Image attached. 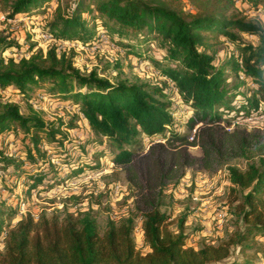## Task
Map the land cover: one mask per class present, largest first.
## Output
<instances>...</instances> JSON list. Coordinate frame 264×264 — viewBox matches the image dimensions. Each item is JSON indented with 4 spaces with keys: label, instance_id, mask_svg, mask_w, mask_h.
<instances>
[{
    "label": "trees",
    "instance_id": "16d2710c",
    "mask_svg": "<svg viewBox=\"0 0 264 264\" xmlns=\"http://www.w3.org/2000/svg\"><path fill=\"white\" fill-rule=\"evenodd\" d=\"M217 1L216 9L186 15L144 0H69L45 16L44 31L55 39L46 48L33 50L30 44L20 50L15 40L0 36L1 178L22 183L26 194L45 193L61 181L106 167L100 161L106 150L90 155L86 142L62 132L72 124L21 112L20 100L33 103L40 94L83 115L100 144L106 140L109 161L123 171L133 191V214L119 222L109 219L102 234L90 210L36 219L26 213L12 225L18 207L0 199V236L6 233L0 264H254L244 253L253 247L250 241L264 236V129L235 124L264 115V28L245 16H217L235 0ZM0 3L6 18H15L48 15L53 0ZM256 5L264 8V1L250 4ZM100 32L128 53L150 60L165 80H111L96 68L85 74L76 56L59 50V40L89 45ZM205 33L223 35L238 54L211 53ZM239 34L257 36L258 44L242 42ZM153 42L157 53L150 57ZM6 49L19 56H2ZM173 100L185 108L183 114ZM193 146L200 156L190 153ZM240 158L244 166L230 163ZM192 167L206 174L223 172L229 181V203L242 227L218 244L188 245V214L170 220L165 210L172 189ZM137 216L148 248L144 254L135 249L132 236ZM255 249L264 256V249Z\"/></svg>",
    "mask_w": 264,
    "mask_h": 264
},
{
    "label": "rangeland",
    "instance_id": "374dc122",
    "mask_svg": "<svg viewBox=\"0 0 264 264\" xmlns=\"http://www.w3.org/2000/svg\"><path fill=\"white\" fill-rule=\"evenodd\" d=\"M144 1L163 3L168 8L179 10L182 14L186 15L204 11L208 8H218V6H215L216 2H218L217 0ZM256 1L262 2L264 0H235V3L228 11L216 14L224 18L245 16L249 19L245 15V12L251 3ZM68 2L69 0H53L51 7L47 11L48 15L41 13L37 15L18 14L15 18H6L3 5L0 3V36H6L15 40L19 44L20 50H24L30 44L34 45L33 50L37 47L46 48L47 43L43 42L40 38L41 31H44L43 23L46 18L45 16L51 14L57 3L64 8ZM250 20L261 23V26L264 28L262 18ZM100 33L98 34V39L93 40L91 44H79V46L72 47L67 51L76 56V66L83 73L88 74L92 69L96 68L102 72L100 76L108 77L111 80L127 79L129 82L140 80L151 84H160L165 80L164 76L159 74L150 60L137 57L133 53H128L112 40L107 39V36L106 40L108 42H101L99 40ZM205 35L209 36V42L212 44L210 48L211 53L215 52L218 56H225L229 52L238 54L234 49V45L227 41L223 35L217 33H205ZM239 37L242 42L253 45L258 44V38L255 35L239 34ZM94 43L97 44L94 45ZM110 43L114 46H111ZM156 47L157 44L155 42L149 45L148 54L150 57L154 53H157ZM12 50L6 49L1 55L5 57L19 56V53H14ZM24 54L28 55L27 53ZM228 74L231 76V82H233L235 80L233 74L231 72H228ZM244 91L248 95L247 90ZM174 98L176 102H179L175 96ZM36 99L38 101L33 103L26 102L23 99L20 100L21 112L25 115L36 112L45 121L62 118L64 121L72 124L71 129L67 130L63 128L62 132L71 140L86 142V150L90 155L92 152L106 150V156L100 158V161L106 167L103 171L86 172L81 177L70 182L61 181L57 186L45 193L32 191L31 194L23 192L22 183L15 182L12 178H1L3 173L0 171V199L7 201L8 207H18L17 215L11 224H15L26 213H30L36 219L42 214L61 217L66 212L76 214L90 210L96 216L99 230L102 234L109 219L119 222L121 219L133 214V191L125 180L123 171L109 161L110 155L108 151L110 148L106 140L102 138V144H100L101 137L93 133L86 119L82 114L77 113L75 107L72 105L63 104L40 94L36 95ZM175 101L173 100V103L180 109V114H183L182 111L185 108L179 105V103H175ZM235 125L246 129L253 127L264 129V115L254 118H239ZM197 127L198 125H196V129ZM8 140H13V135H9ZM7 147L12 150L13 145L8 144ZM188 149L191 154L201 155V150L198 146L189 147ZM230 163L244 166L245 160L240 158ZM228 185L229 181L224 177L223 172L206 174L201 169L192 167L187 169L186 175L181 179L176 188L172 189L174 197L168 201L169 207L165 208V210L170 215V220L177 218L181 214H188V219L184 225V231L191 234L187 241L188 245L200 247L206 241L218 244L233 234L235 230L237 231L242 227L236 207L229 203ZM194 197L196 198L194 199ZM21 202L27 204V209H25L24 213H19V204ZM225 206H227L231 217L223 221L221 230H217V227L214 226L216 225L214 217L216 216V211ZM134 224L132 236L135 249L144 254L148 251V248L143 242L141 218L139 216L135 218ZM198 228H201V230L199 231ZM194 230H197V233H194ZM3 234L0 237L5 238L6 233ZM250 244L253 247L245 251V258L251 259L254 264H264L263 253L257 252L255 249L256 247L264 249V236L255 238L253 241H250ZM234 253H237L236 247Z\"/></svg>",
    "mask_w": 264,
    "mask_h": 264
},
{
    "label": "built area",
    "instance_id": "2783aa9c",
    "mask_svg": "<svg viewBox=\"0 0 264 264\" xmlns=\"http://www.w3.org/2000/svg\"><path fill=\"white\" fill-rule=\"evenodd\" d=\"M245 15L249 18V19H256V18H262L263 21H264V8L261 6V5H256V6H250L247 8L246 12H245ZM261 24V23H260ZM40 38L42 39L43 42H46L47 45L55 40L53 35L46 32V31H41L40 33ZM99 40L101 42H108L106 40V34L104 32H101L100 33V36H99ZM58 43L60 44L59 46V50H69L71 49L72 47L74 48L75 46H79V44H76V43H72V42H69V41H64V40H59ZM97 43H94V45H96ZM111 46H114L112 43H110ZM94 47H97V46H94ZM99 47V45H98ZM196 132V126L192 129V132H191V135L189 136V140H193L194 139V134ZM196 197H194L195 199ZM25 209H27V204L25 202H21L19 204V213H24L25 212ZM216 216L214 217V220L216 222V226L217 227V230H221L222 228V223L223 221L229 219L231 217V214L228 212L227 210V206L221 208V209H218L216 211ZM215 228V227H214ZM142 229H141V233H142ZM3 238L4 237H0V241H2V243H0V247L3 245Z\"/></svg>",
    "mask_w": 264,
    "mask_h": 264
}]
</instances>
